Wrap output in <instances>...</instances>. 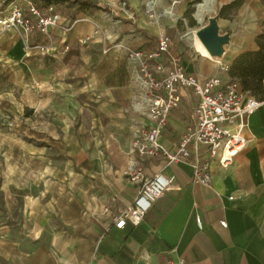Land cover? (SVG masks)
<instances>
[{
    "label": "crops",
    "instance_id": "crops-1",
    "mask_svg": "<svg viewBox=\"0 0 264 264\" xmlns=\"http://www.w3.org/2000/svg\"><path fill=\"white\" fill-rule=\"evenodd\" d=\"M232 1L220 0L216 5L218 12ZM196 2L127 0L130 13L127 9L123 12L115 7L108 13L85 17L100 26V36L92 40L101 45L102 52L109 51L106 57L114 61L108 67L110 70H103L99 79L95 76L101 63L97 64L88 82L91 83L89 93L93 95L92 89L97 87L104 91L103 99L106 101L129 99V90L138 86L134 80L135 63L123 50L114 48L113 43L134 51L151 52L160 34H169L171 37L173 33L178 35L177 24L184 23V18L190 9H194ZM258 4V0H242L239 6L224 13V23H218L221 31L229 36H254L259 21ZM194 14L195 11L191 17ZM83 19L71 21L69 31L65 33L60 26L70 22V19L58 17L57 26L51 31L54 43L60 45L61 49L64 45L68 48L76 44L81 36L90 35L93 27ZM103 37L107 38L104 46L100 42ZM38 40L39 37L34 36L30 41ZM174 40L177 43L176 53L186 73L198 80L216 77L224 83L229 79L227 71L219 70V65L227 67L229 63L202 56L190 45L181 47L183 43L179 36ZM13 49L7 52L9 57L15 55ZM78 52L80 61V47ZM90 54L94 58L92 52ZM66 66L78 64L72 58ZM81 100L83 106L87 102L93 103L86 95ZM260 101L259 108L249 115L243 130L245 148L235 155L226 168L218 166L215 160H208L205 149L199 148L200 160H208V185L191 183V169L186 164L164 168L161 159L143 160V177L162 172L170 179L172 190L152 206L135 228L127 224L117 230L111 222L112 215L129 204L136 194L137 184L122 175L128 157H122L118 167L111 161L102 163L99 156L90 157L85 162L92 173L89 176V197L85 200L86 211L75 217L70 248L63 254L56 248L51 249L53 253L42 252L37 248L36 252L22 254L16 263L12 260V264H163L167 258H181L184 264H264V97ZM195 102L191 91L179 94L178 105L169 114L159 138L169 151H174V145ZM94 108L97 109V104ZM96 111L100 113L98 109ZM135 111L140 112L139 105ZM146 124L143 118L139 127ZM103 206L108 208V214H101ZM219 222H224L225 228L220 227Z\"/></svg>",
    "mask_w": 264,
    "mask_h": 264
},
{
    "label": "rangeland",
    "instance_id": "rangeland-1",
    "mask_svg": "<svg viewBox=\"0 0 264 264\" xmlns=\"http://www.w3.org/2000/svg\"><path fill=\"white\" fill-rule=\"evenodd\" d=\"M85 1L107 10L75 14V6L63 5L54 13L66 19L72 15L83 19L108 13L121 1L128 10L127 0ZM218 2L215 0L211 15L218 12ZM258 2L256 34L229 36L220 61L230 64L240 53L257 50L255 37L264 25V0ZM0 3L5 11L12 6L24 7V0ZM193 13L192 8L184 23L177 24L178 35L173 33L171 37H181V47L189 46L183 34L200 26L191 17ZM118 14L126 18L121 12ZM224 17L219 21L217 18V25L224 23ZM71 21L60 27L70 29ZM218 29L219 34H224L219 25ZM51 42L47 53L34 54L30 50L32 42L24 36L15 31L0 32V264H12V260L16 263L22 254L38 249L53 253L51 249L56 248L63 254L70 248L75 217L86 211L85 200L89 197L92 173L85 162L95 155L102 163L111 161L118 167L122 157H127L125 148L143 119L140 112H133L143 96L138 86L129 90L131 96L127 100L106 101L104 91L97 87L92 89L94 96L89 93L88 82L97 64L101 63V67L96 79L113 65V59L106 57L109 51L103 54L101 45L92 39L85 44L77 42L80 63L70 67L62 63L63 48L54 43L52 36ZM11 48L22 53L11 50L15 55L9 57ZM241 49L245 50L240 52ZM78 94L96 102L103 117L95 116L88 102L84 106L76 102ZM83 108L89 110L86 117L80 116Z\"/></svg>",
    "mask_w": 264,
    "mask_h": 264
},
{
    "label": "built area",
    "instance_id": "built-area-1",
    "mask_svg": "<svg viewBox=\"0 0 264 264\" xmlns=\"http://www.w3.org/2000/svg\"><path fill=\"white\" fill-rule=\"evenodd\" d=\"M125 7V2L121 1L119 9L125 12ZM57 18L51 6L39 10L27 1L26 14L22 8L12 6L0 16V32L15 31L26 39L35 33L39 40L32 42L30 50L44 54L51 47V31L57 26ZM83 20L90 23L93 30L90 35L81 36L77 40L80 44L89 42L101 33L96 22L89 18ZM68 29L63 28V32ZM106 41L105 37L100 40L103 46ZM113 47L123 50L135 63L134 80L143 91L138 105L140 114L147 122L138 128L127 147L128 161L122 175L136 183L137 188L132 201L111 217L113 228L121 230L127 224L137 227L152 206L172 190L170 179L162 172L143 177V160L161 159L164 168L186 164L191 169V183L208 185V160H215L218 166L226 168L235 155L245 148L243 130L247 118L259 108L261 101L243 94L233 79L221 83L216 77L198 80L186 73L176 53L177 43L169 34H160L151 52L134 51L118 43H113ZM66 49L64 47L63 52ZM219 70L226 72L227 67L219 65ZM187 90L195 96V106L186 117L182 133L171 152L160 143L159 138L169 114L178 105L179 94ZM201 147L205 149L208 160H200ZM108 212L107 207L101 208V214ZM195 222L199 227L197 218ZM219 226L225 228V223L219 222ZM163 264L184 262L181 258H167Z\"/></svg>",
    "mask_w": 264,
    "mask_h": 264
},
{
    "label": "trees",
    "instance_id": "trees-1",
    "mask_svg": "<svg viewBox=\"0 0 264 264\" xmlns=\"http://www.w3.org/2000/svg\"><path fill=\"white\" fill-rule=\"evenodd\" d=\"M29 1L33 4L37 9L42 10L47 7L53 8V13L55 10L59 9V7L66 5L68 8L75 6V14H87L91 12V10H107L102 7L99 8L94 4H91L85 0H24V7L22 11L26 14V2ZM242 0H233L229 4L222 6L218 12V17L224 16V13L227 11L239 6ZM199 2V0H197ZM5 12L4 4L0 3V16ZM92 13V12H91ZM90 13V14H91ZM70 20H75L72 15ZM192 25V24H191ZM37 37L35 33H32L28 40L30 41L32 37ZM32 42V41H30ZM255 42L258 46L255 51H245L237 55L232 62L228 65L227 73L230 79L235 80L238 83L239 89L243 94L249 93L252 96L260 95L263 99L264 97V25L261 32L255 37ZM78 45L72 44L70 47L63 52V56L61 61L63 64L68 65L70 60L73 58L75 64H79L80 61L78 59ZM249 95V96H250ZM83 95H79L75 97V100L82 105L84 103L81 98ZM255 98V97H254ZM257 99V98H256ZM259 99V100H261ZM89 108L93 111L94 115L99 117L101 114L95 110V104L89 102ZM89 115V112L84 108L80 114L81 117H86Z\"/></svg>",
    "mask_w": 264,
    "mask_h": 264
},
{
    "label": "water",
    "instance_id": "water-1",
    "mask_svg": "<svg viewBox=\"0 0 264 264\" xmlns=\"http://www.w3.org/2000/svg\"><path fill=\"white\" fill-rule=\"evenodd\" d=\"M203 1L204 0H200V2H196L194 4V11H196V6L200 5V3ZM217 18L218 12L215 15L207 17L206 25L198 29L195 34L202 46L207 51L208 55L213 59L220 60L222 59L224 53L223 46L228 44L229 35L227 33L219 34ZM193 19L196 23H198L194 17ZM136 264L140 263L137 262Z\"/></svg>",
    "mask_w": 264,
    "mask_h": 264
},
{
    "label": "bare ground",
    "instance_id": "bare-ground-1",
    "mask_svg": "<svg viewBox=\"0 0 264 264\" xmlns=\"http://www.w3.org/2000/svg\"><path fill=\"white\" fill-rule=\"evenodd\" d=\"M214 2L215 0H204L203 2L200 3V5L196 6L194 17H195V20L198 22V24H200V26L197 29H189L187 32L183 34V36L185 37L189 45L194 50L199 52L202 56H205L211 60H216V59H213L212 57L208 55L207 51L202 46V44L198 40L195 33L198 29L206 25V22L204 23V18H206V16L208 15L211 16V14L214 13ZM168 14H169V11H168Z\"/></svg>",
    "mask_w": 264,
    "mask_h": 264
}]
</instances>
